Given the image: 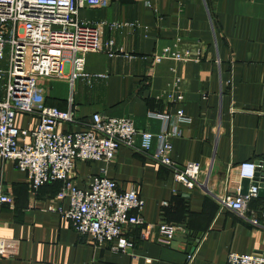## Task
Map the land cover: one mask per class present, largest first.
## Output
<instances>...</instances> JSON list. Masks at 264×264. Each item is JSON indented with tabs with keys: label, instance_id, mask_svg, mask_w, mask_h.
<instances>
[{
	"label": "crops",
	"instance_id": "crops-1",
	"mask_svg": "<svg viewBox=\"0 0 264 264\" xmlns=\"http://www.w3.org/2000/svg\"><path fill=\"white\" fill-rule=\"evenodd\" d=\"M78 16L104 22L102 41L112 39L113 49L121 52L85 53V76L71 84L65 78L68 63L62 77L40 79L45 104L60 110L70 106L82 121L92 113L127 117L137 132L153 134L162 122L147 112L164 113L169 128L176 130L170 139L171 159L178 165L210 161L217 189L226 177L236 179L234 173L227 174L229 167L264 162V0H111L104 9H80ZM109 22L127 25L111 29ZM163 47L178 51L181 60L167 56L152 61ZM177 93L180 101L175 100ZM178 109L187 120L176 121ZM13 122L30 131L37 118L17 113ZM155 145L153 139L150 151ZM97 174L112 179L118 191H136L144 223L181 227L176 233L186 236L187 242L195 241L190 261L185 263L187 242L159 243L155 229L144 238L139 226L123 231L131 242L125 252L111 250L113 243L92 245L87 235L76 233L50 210L66 206V200L55 197L60 183L30 190L25 173L4 160L0 188L13 196V203L0 205V237L16 241V246L13 254L0 257V264H224L229 251H264V229L243 222L199 189L184 188L173 181L167 167L142 153L120 147L108 162L76 160L70 179L85 187ZM225 183V193L239 192L235 180ZM162 201L166 206L160 205ZM247 208L249 215L259 218L264 195L256 193Z\"/></svg>",
	"mask_w": 264,
	"mask_h": 264
},
{
	"label": "built area",
	"instance_id": "built-area-1",
	"mask_svg": "<svg viewBox=\"0 0 264 264\" xmlns=\"http://www.w3.org/2000/svg\"><path fill=\"white\" fill-rule=\"evenodd\" d=\"M111 0H0V161H12L14 167L23 171L30 190L44 183L59 181L55 197L66 200V206L58 205L50 210L61 215L70 227L80 235H87L92 245L105 247L113 243V251L125 252L131 248L123 231L129 226H139L142 237L147 238L156 230L155 240L169 243L177 227L165 222L144 223L139 216L142 200L132 188L118 191L115 182L104 174L89 177L85 187H77L70 179L76 160L108 162L118 148L125 147L142 153L153 161L167 167L173 181L184 188H197L210 196L222 208L233 212L240 220L252 227L264 229V208L258 217L249 215L247 202L256 196L257 186H248L245 193L228 194L222 191L226 177L217 189L211 176V162L187 161L176 164L170 157V139L176 134L169 128L168 116L148 111L147 115L162 122L157 133L147 130L137 132L127 117L101 116L92 113L89 120H77L71 107L60 110L45 104V87L40 79L62 77L63 67L68 63L65 76L71 84L74 79L85 76L84 55L87 52H104L108 56L120 53L113 49V40L101 39L104 22L92 23L78 16L80 9H104ZM127 25L109 22L111 29ZM170 56L181 60L178 51L163 47L152 61ZM176 94L175 100L180 101ZM17 113L33 115L37 125L33 130L19 129L13 119ZM176 121L187 120L180 109L175 112ZM59 124H74L75 130L59 131ZM138 135L139 141L135 142ZM28 137L30 140L25 141ZM156 145L150 151L151 141ZM257 164L243 161L229 167L235 172V182H249L256 177ZM239 190V186H237ZM13 196L0 188V205H12ZM161 206H166L162 201ZM16 241L0 237V257L13 254ZM187 254L185 263L191 259ZM224 264H264V251L237 253L229 251Z\"/></svg>",
	"mask_w": 264,
	"mask_h": 264
},
{
	"label": "water",
	"instance_id": "water-1",
	"mask_svg": "<svg viewBox=\"0 0 264 264\" xmlns=\"http://www.w3.org/2000/svg\"><path fill=\"white\" fill-rule=\"evenodd\" d=\"M257 164L256 167V177L253 179V181L249 182L247 179H242L239 183V193H245L248 186L251 185H256L257 186V195L259 196H263L264 195V162L262 161H256L255 162ZM235 173V172H232ZM225 177V176H224ZM233 179V181L235 180L234 178L228 177V180ZM176 241H181L183 243L187 242V238L186 236L179 234V233H174V235L171 237L169 244L173 245V242ZM195 246V241L194 242H187V245L185 246V248L183 249L185 253L190 254L192 251V248Z\"/></svg>",
	"mask_w": 264,
	"mask_h": 264
},
{
	"label": "trees",
	"instance_id": "trees-1",
	"mask_svg": "<svg viewBox=\"0 0 264 264\" xmlns=\"http://www.w3.org/2000/svg\"><path fill=\"white\" fill-rule=\"evenodd\" d=\"M50 183H60L59 181H51L49 183H44V184H50Z\"/></svg>",
	"mask_w": 264,
	"mask_h": 264
},
{
	"label": "rangeland",
	"instance_id": "rangeland-1",
	"mask_svg": "<svg viewBox=\"0 0 264 264\" xmlns=\"http://www.w3.org/2000/svg\"><path fill=\"white\" fill-rule=\"evenodd\" d=\"M4 61H5V60L3 59V60L0 62V64H2V65H3Z\"/></svg>",
	"mask_w": 264,
	"mask_h": 264
}]
</instances>
